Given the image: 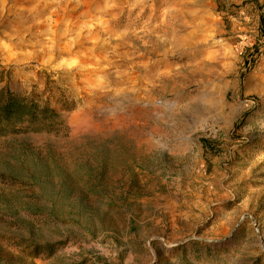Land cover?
Returning a JSON list of instances; mask_svg holds the SVG:
<instances>
[{
	"label": "rangeland",
	"instance_id": "rangeland-1",
	"mask_svg": "<svg viewBox=\"0 0 264 264\" xmlns=\"http://www.w3.org/2000/svg\"><path fill=\"white\" fill-rule=\"evenodd\" d=\"M21 7L0 13V88L62 125L0 138V264H264V0H153L112 43L49 55ZM145 27L160 56L115 44Z\"/></svg>",
	"mask_w": 264,
	"mask_h": 264
},
{
	"label": "bare ground",
	"instance_id": "bare-ground-1",
	"mask_svg": "<svg viewBox=\"0 0 264 264\" xmlns=\"http://www.w3.org/2000/svg\"><path fill=\"white\" fill-rule=\"evenodd\" d=\"M20 2H12V0H0V13L4 11L5 5H21V13L26 12L35 14L42 8L43 20L41 22H33V24L24 28L22 33L31 32L35 29L47 30L50 39V46L43 47L42 53L49 55L52 53L64 54L71 50L86 49L93 45L96 49L101 42L112 40L105 37L109 34L110 28L117 26V16L124 13L130 8L128 19L132 21V25L128 28L135 27L137 22L131 19L132 15L140 10V16L145 17L149 8V4L153 0H21ZM156 1L152 2V7L156 5ZM94 5H97L94 9ZM31 9H28L30 8ZM155 10V9H154ZM117 15V16H116ZM110 21L111 26H105ZM70 38L64 44L62 41ZM143 40L146 43L139 44L138 39L133 34H125L120 40H116L118 46H127L131 43L138 46V51L143 54L142 58L148 56H160L164 53V44L156 37L151 39L146 27L142 31Z\"/></svg>",
	"mask_w": 264,
	"mask_h": 264
},
{
	"label": "trees",
	"instance_id": "trees-1",
	"mask_svg": "<svg viewBox=\"0 0 264 264\" xmlns=\"http://www.w3.org/2000/svg\"><path fill=\"white\" fill-rule=\"evenodd\" d=\"M3 81L0 79V84ZM62 125L60 114L7 86L0 88V138L20 132L53 133Z\"/></svg>",
	"mask_w": 264,
	"mask_h": 264
}]
</instances>
